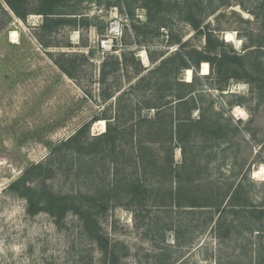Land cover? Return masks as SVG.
<instances>
[{"label": "rangeland", "instance_id": "374dc122", "mask_svg": "<svg viewBox=\"0 0 264 264\" xmlns=\"http://www.w3.org/2000/svg\"><path fill=\"white\" fill-rule=\"evenodd\" d=\"M203 1L207 5L206 0ZM213 3L219 6L204 18L203 24L209 25L220 39L242 52L248 33L256 34L262 26L261 18H255L251 12L259 10L261 2L213 0ZM87 4V14L99 15L102 19L103 34L94 26L60 28L52 35V40L60 46L46 50L35 37L41 23V15L37 14H30L25 21L12 16L6 32L0 33V264H104L99 249L86 237L77 216L68 214L61 227L45 212L30 216L25 209V200L8 191L7 185L30 162L40 161L48 155L47 143L67 138L109 105L113 109L118 93L127 90L139 75L177 48V44L170 43L172 38L180 36L182 41L187 40L197 47L204 44V37L195 36L188 23L175 19L168 22L170 29L161 28L158 35L141 34L138 38L141 43H135L130 28L132 18L125 12L114 6L104 8L83 0V5ZM136 20L145 21L143 9H135ZM12 32L16 38L12 37ZM68 43L72 46H66ZM126 47V51L136 52L145 69L136 75L130 66L127 72L121 69L110 74L105 86L116 92L110 99L102 101L98 81L101 61L107 53L120 58ZM88 48L94 49V56L88 61H78L83 64L78 66L75 79L63 73L46 52L87 54ZM147 51L157 57L155 61L150 60ZM198 73L201 76L208 74V65L203 64ZM179 77L189 81L192 71L183 69ZM209 80L203 78L205 84L200 86L203 92L201 107L218 112L217 117L237 125L238 130L231 141L214 144V147L209 143L203 150L202 140L189 143L191 153L201 150L197 178L221 190L231 182L243 180L250 198L258 204L264 197V104L256 105L257 92L251 91L249 84L243 81H230L220 92L209 85ZM237 96L245 97L243 104L230 107L229 102ZM132 100L134 102L136 97ZM153 112V109L142 110L143 115L150 116ZM198 115L197 109L192 112L193 118ZM100 120L103 119L92 123L91 135L104 131L105 128L102 130L98 124ZM152 147L157 163H163L166 148L160 143ZM181 155L180 149L174 148V163L181 161ZM150 183L156 187V178ZM52 185L55 190L66 193L79 189L81 182L59 173ZM137 211L139 215L136 216L131 208L116 206L100 218L108 238L127 248L122 264H242L241 260L247 261L257 246L256 232L237 241L220 240L212 228L213 222L207 220L211 214L207 209L149 206ZM164 223H170L171 228L164 227ZM236 243L245 246V257L236 255L240 249L233 253ZM261 255L264 259L263 248Z\"/></svg>", "mask_w": 264, "mask_h": 264}, {"label": "trees", "instance_id": "16d2710c", "mask_svg": "<svg viewBox=\"0 0 264 264\" xmlns=\"http://www.w3.org/2000/svg\"><path fill=\"white\" fill-rule=\"evenodd\" d=\"M92 1L104 8L117 7L132 18L130 28L135 43H141L138 39L141 34L158 35L161 28L170 29L168 22L175 19L188 23L195 36L204 37V44L197 47L187 40L182 41L180 36L172 38L170 43L177 44V48L139 75L127 90L118 93L113 109L109 105L67 138L47 143L48 155L26 165L7 185V190L25 200L28 215L45 212L58 227L64 225L68 214L77 216L84 234L99 249L104 264H122L127 254L126 246L112 242L100 225L101 216L116 206L131 208L136 216L139 215L137 209L149 206L207 209L211 213L207 220L213 222L215 235L222 241H237L256 232L255 255L252 252L247 261H241L242 264H263L264 197L258 204L253 202L243 180L229 183L224 190L202 183L197 178L201 150L191 153L188 148L191 141L202 140V150L209 143L211 147L227 143L238 130L237 125L217 117L218 112L201 107L203 78L210 79L209 85L220 92L230 81H243L249 84L251 91L257 92L256 105L264 104V0H259V10L251 11L255 18H261L262 26L256 34L248 33L242 52L203 24L204 18L219 6L213 0H206L207 5L203 0H87V3ZM88 6L83 5V0H0V33L6 32L12 16L25 21L30 14H37L41 15V23L35 37L46 50L60 46L52 40V35L60 28L94 26L103 34L102 19L95 14L89 16ZM136 8L144 10V22L134 21ZM126 50L127 47L122 49L120 58L107 53L101 61L98 81L102 101L116 92L105 86L110 74L121 69L127 72L130 66L136 75L145 69L136 52ZM46 52L63 73L74 79L78 66L83 64L78 61H88L94 56L91 48L87 54ZM147 53L151 61L156 60L157 57ZM203 64L208 65L209 73L201 76L198 72ZM183 69L192 71L189 81L179 77ZM132 97H136L134 102ZM244 100V96H237L229 106L241 105ZM143 109L154 112L150 116L143 115ZM196 109L199 115L193 118L192 112ZM99 119L105 120V129L91 135L90 127ZM155 143L166 148L164 162L160 164L152 147ZM174 148H179L182 154L179 163H174ZM59 173L80 179L79 189L66 193L55 190L52 180ZM155 178L157 188L150 183ZM169 224L163 225L171 228ZM237 249L239 253L235 252ZM244 249V245L236 243L232 251L239 258L247 255Z\"/></svg>", "mask_w": 264, "mask_h": 264}, {"label": "bare ground", "instance_id": "6f19581e", "mask_svg": "<svg viewBox=\"0 0 264 264\" xmlns=\"http://www.w3.org/2000/svg\"><path fill=\"white\" fill-rule=\"evenodd\" d=\"M12 37H13V38H16V35H15L14 32H12ZM97 122H98V121H97ZM98 124L101 125V129H102V130L105 128V121H104V120H100V121L98 122ZM95 126H96V125H95ZM102 130H101V131H102Z\"/></svg>", "mask_w": 264, "mask_h": 264}]
</instances>
